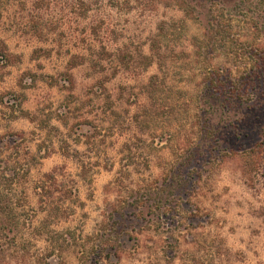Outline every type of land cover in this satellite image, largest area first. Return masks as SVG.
Instances as JSON below:
<instances>
[{
    "label": "rangeland",
    "instance_id": "1",
    "mask_svg": "<svg viewBox=\"0 0 264 264\" xmlns=\"http://www.w3.org/2000/svg\"><path fill=\"white\" fill-rule=\"evenodd\" d=\"M0 39V264H264V0H0Z\"/></svg>",
    "mask_w": 264,
    "mask_h": 264
},
{
    "label": "trees",
    "instance_id": "2",
    "mask_svg": "<svg viewBox=\"0 0 264 264\" xmlns=\"http://www.w3.org/2000/svg\"><path fill=\"white\" fill-rule=\"evenodd\" d=\"M14 54L10 51L8 45L3 39H0V59L6 61V65L14 62ZM28 114V112L26 113ZM249 158L251 157L254 164L253 171L264 174V132L259 141L247 150ZM151 211V210H149Z\"/></svg>",
    "mask_w": 264,
    "mask_h": 264
}]
</instances>
